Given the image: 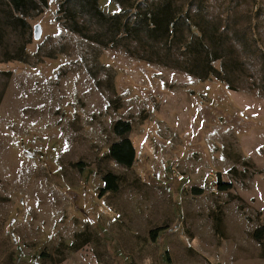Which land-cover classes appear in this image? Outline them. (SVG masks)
<instances>
[{
	"label": "rangeland",
	"instance_id": "1",
	"mask_svg": "<svg viewBox=\"0 0 264 264\" xmlns=\"http://www.w3.org/2000/svg\"><path fill=\"white\" fill-rule=\"evenodd\" d=\"M200 1L188 16L208 65L196 42L86 40L56 19L57 0L11 28L0 0V264H264V233L251 235L264 226V0ZM160 2L96 4L132 22ZM209 68L223 80L186 73ZM116 120L130 131L114 135ZM121 138L130 168L108 156ZM105 173L117 188L98 196Z\"/></svg>",
	"mask_w": 264,
	"mask_h": 264
},
{
	"label": "trees",
	"instance_id": "2",
	"mask_svg": "<svg viewBox=\"0 0 264 264\" xmlns=\"http://www.w3.org/2000/svg\"><path fill=\"white\" fill-rule=\"evenodd\" d=\"M113 1L120 6L125 2V0ZM7 2L10 11L15 14L5 18V24L11 28L26 26L23 17L41 12L46 5V0H7ZM96 2L97 0H57L55 17L69 32L100 46H122L120 41L127 40L146 47L159 44L161 49L167 50V53L170 49L176 50L175 46L178 45L177 49H184L190 53L191 45L196 42L195 47L198 49L195 53L199 56L198 60L205 62L206 65L217 60L216 55L207 53L205 45L208 46L211 42L205 29L198 22L191 23V17L188 16V7L192 6L193 2L196 3V7L199 6L200 0H161L160 3L136 15L132 22H129L124 8L113 15L105 16L98 9ZM84 24L87 25L86 29L83 28ZM192 29L196 31L194 41L190 37L187 39V36L185 37L182 33L186 31L191 35ZM176 37H179V40ZM125 50L127 51L126 47ZM166 57L169 58V56ZM155 61L163 66L170 64L168 59L158 58ZM198 64L202 63L198 62ZM218 72L210 68L205 73L199 74L186 71L187 74L198 78H204L206 74L213 73L212 75L217 79L223 80L221 73ZM228 88L231 87L228 86ZM111 130L114 135L123 136L130 131V125L126 121L116 120ZM108 156L115 163L126 168H130L134 162L133 147L127 138L111 143L108 147ZM101 181L102 187L98 191V196H102L105 192L116 191L117 177L115 175L105 173ZM216 186L219 191L231 188L229 183H221L218 175ZM156 229L149 231L151 239L156 237ZM263 233L264 226H259L253 229L251 235L254 240L260 241Z\"/></svg>",
	"mask_w": 264,
	"mask_h": 264
}]
</instances>
